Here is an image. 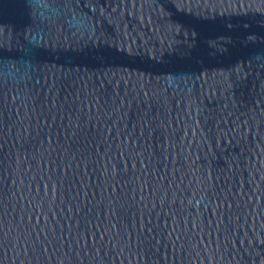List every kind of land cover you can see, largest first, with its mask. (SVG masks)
Instances as JSON below:
<instances>
[{"label": "water", "instance_id": "water-1", "mask_svg": "<svg viewBox=\"0 0 264 264\" xmlns=\"http://www.w3.org/2000/svg\"><path fill=\"white\" fill-rule=\"evenodd\" d=\"M0 264H264V0H0Z\"/></svg>", "mask_w": 264, "mask_h": 264}]
</instances>
